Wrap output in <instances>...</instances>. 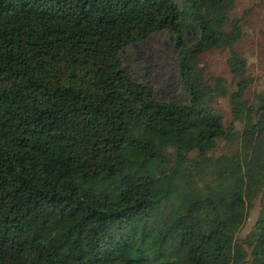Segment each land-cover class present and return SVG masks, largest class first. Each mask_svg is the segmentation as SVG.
I'll use <instances>...</instances> for the list:
<instances>
[{
  "label": "trees",
  "instance_id": "16d2710c",
  "mask_svg": "<svg viewBox=\"0 0 264 264\" xmlns=\"http://www.w3.org/2000/svg\"><path fill=\"white\" fill-rule=\"evenodd\" d=\"M235 2L0 0V264H264V89L244 94ZM157 31L183 101L121 61Z\"/></svg>",
  "mask_w": 264,
  "mask_h": 264
},
{
  "label": "rangeland",
  "instance_id": "374dc122",
  "mask_svg": "<svg viewBox=\"0 0 264 264\" xmlns=\"http://www.w3.org/2000/svg\"><path fill=\"white\" fill-rule=\"evenodd\" d=\"M230 17H240L241 36L236 48L245 58V75L251 79L245 89V96L264 89V0H236L230 11ZM227 52L207 51L201 55V64H205L211 74L232 82L226 67ZM120 58L131 78L148 83L151 96L155 100L183 101L176 77V62L170 37L165 31H157L146 38L126 45ZM212 105L223 115L224 124L229 122L227 101L223 97L215 98ZM238 128V124H236ZM258 211L257 199L247 213L238 237H243L253 224Z\"/></svg>",
  "mask_w": 264,
  "mask_h": 264
}]
</instances>
